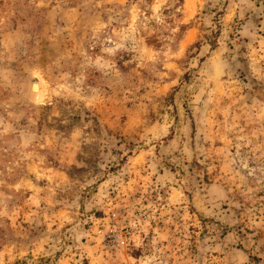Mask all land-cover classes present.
Returning a JSON list of instances; mask_svg holds the SVG:
<instances>
[{
  "label": "rangeland",
  "instance_id": "rangeland-1",
  "mask_svg": "<svg viewBox=\"0 0 264 264\" xmlns=\"http://www.w3.org/2000/svg\"><path fill=\"white\" fill-rule=\"evenodd\" d=\"M0 264H264V0H0Z\"/></svg>",
  "mask_w": 264,
  "mask_h": 264
},
{
  "label": "bare ground",
  "instance_id": "bare-ground-1",
  "mask_svg": "<svg viewBox=\"0 0 264 264\" xmlns=\"http://www.w3.org/2000/svg\"><path fill=\"white\" fill-rule=\"evenodd\" d=\"M32 92L35 93L38 96V98L40 99L43 95L42 84L40 82H38L37 84L32 85Z\"/></svg>",
  "mask_w": 264,
  "mask_h": 264
}]
</instances>
